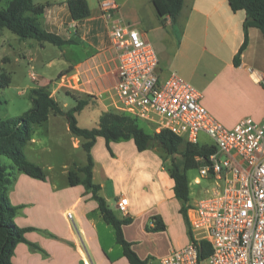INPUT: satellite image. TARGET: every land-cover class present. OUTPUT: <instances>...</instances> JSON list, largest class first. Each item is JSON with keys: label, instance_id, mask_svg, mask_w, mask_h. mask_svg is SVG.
Listing matches in <instances>:
<instances>
[{"label": "crops", "instance_id": "0c3cea01", "mask_svg": "<svg viewBox=\"0 0 264 264\" xmlns=\"http://www.w3.org/2000/svg\"><path fill=\"white\" fill-rule=\"evenodd\" d=\"M67 1L37 0L47 4L40 18L43 28L73 41L61 47H66L61 56L68 59L69 67L58 78L43 80L38 86L47 87L65 111L75 106L77 100L74 98L73 105L69 101L61 103L60 93L64 87H68L64 90L67 94L70 91L80 98H89L90 103L84 108H92L98 127L103 112L120 110L112 102L117 97L119 52L111 43L101 0H88L91 14L83 20L72 18ZM115 1L119 6L115 19L137 28L155 48L162 78L171 72L181 75L201 93L207 110L228 128H234L246 117L256 121L264 118V82L250 71L252 68L264 75V34L259 28L250 27L248 46L240 63H235L245 41L247 12L244 9L234 11L229 0H184L177 21L173 22L170 16L160 17L153 0ZM28 45L33 46V43L28 42ZM38 45L46 47V43ZM52 62L50 60L49 64ZM39 127H44L43 134L48 138L40 134ZM62 129L71 137L72 149H83L85 153L81 160L71 158L63 164L66 181L62 185L47 173L41 158L33 161L27 156L44 168L46 178L19 171L9 196L19 207L15 217L17 224L34 228L26 237L38 247L19 243L13 263L130 264L123 247L114 253L116 243L119 244L116 230V241L106 244L102 239L99 226L105 220L92 192L82 183H70V171L85 166L88 158L82 145L84 138L71 132L67 117L51 113L47 121L35 126L33 138L27 145L37 155L43 154L47 139L54 141ZM131 140L132 143L111 141L108 147L104 136L97 138L91 151L95 163L93 180L101 185L100 194L115 214L122 219H132L123 226V231L138 255L152 264H161L164 256L190 242V229L180 212L181 202L175 196L173 167L166 165L168 154L164 152L162 157L152 152L158 145L139 151L134 139ZM200 143L211 142H201L200 138ZM47 166L53 169L52 165ZM79 175L84 178L83 172ZM122 199L128 200L126 212L118 207ZM68 212L73 213L72 220L67 218ZM156 215L161 216L166 230L147 229L148 225L154 226L152 217ZM182 225L186 227L187 236L181 233ZM161 233L167 235L172 246L157 258L152 240Z\"/></svg>", "mask_w": 264, "mask_h": 264}, {"label": "built area", "instance_id": "2783aa9c", "mask_svg": "<svg viewBox=\"0 0 264 264\" xmlns=\"http://www.w3.org/2000/svg\"><path fill=\"white\" fill-rule=\"evenodd\" d=\"M111 43L119 52L115 90L120 109L189 142L207 134L216 146L200 173L212 179L208 195L189 216L190 242L164 256L161 264H264V118L242 119L234 128L221 124L202 104L201 93L177 72L162 78L153 45L132 25L115 19V0H101ZM264 82L261 72L250 68ZM126 212L128 200L118 202ZM67 218H74L72 212ZM211 254L200 257V242Z\"/></svg>", "mask_w": 264, "mask_h": 264}, {"label": "trees", "instance_id": "16d2710c", "mask_svg": "<svg viewBox=\"0 0 264 264\" xmlns=\"http://www.w3.org/2000/svg\"><path fill=\"white\" fill-rule=\"evenodd\" d=\"M4 1L5 6L2 5ZM229 2L234 11L244 9L247 12L244 22L245 41L235 57V63L239 64L241 55L248 46L250 27H257L264 34V0H229ZM153 3L160 17L170 16L172 21L176 22L182 11L184 0H153ZM67 4L74 20H83L91 14L88 0H68ZM46 9L47 4L38 3L37 0H0V26L10 29L22 40L36 39L41 44L52 43L60 47L73 43L72 40L43 28L40 18ZM11 82V75L6 70H1L0 86H9ZM68 93L77 100V104L65 111L47 87L36 86L30 91L33 105L29 110L22 115L0 120V155L7 156L13 161L11 167L0 162V264H14L13 256L17 245L21 242H26L34 248L38 247L26 237V233L34 228L21 227L15 220L19 207L12 203L9 193L17 179V172L10 169L46 178L44 168L29 160L24 148L32 140L35 126L47 121L51 113L65 115L71 132L85 140L82 145L87 152L88 162L77 171H70V183L72 185L82 183L88 191L92 192L104 220L115 228L117 242L122 245L124 255L130 264H152L149 260L142 259L132 247V243L124 236L123 226L129 224L132 219L119 218L100 194L101 185L93 180L95 163L91 152L92 147L99 136L106 138L108 147L111 141L120 142L133 138L139 151L160 145L168 155H173L180 150L181 144L186 139L170 130L152 133L142 125L143 120L125 111H105L100 117L98 127H81L76 113L88 105L90 99L80 98L70 91ZM215 150L216 146L213 143L201 144L187 141L185 155L191 159L195 157L209 159ZM189 161L190 159L183 168L173 164L172 176L175 180V196L181 202L180 211L190 229L188 209L192 206L189 204L191 201L190 180L187 174ZM79 172L84 173V178L80 177ZM152 221L155 224L147 226L149 231L166 230L167 226L161 216H153ZM210 254L209 242L201 241L200 257L207 258Z\"/></svg>", "mask_w": 264, "mask_h": 264}, {"label": "rangeland", "instance_id": "374dc122", "mask_svg": "<svg viewBox=\"0 0 264 264\" xmlns=\"http://www.w3.org/2000/svg\"><path fill=\"white\" fill-rule=\"evenodd\" d=\"M2 5H6L5 1L2 3ZM28 42L33 43V46L28 45ZM38 43L40 42H38L36 39L22 40L10 29L0 26V71L3 69L6 70L12 78V82L9 86H0V120L11 116L22 115L24 112L29 110L33 105L30 98L31 89L38 86V83L42 82L43 80L58 78L60 73L69 67L68 59L64 56H61L63 51L66 50V47L61 48L60 46L54 45L52 43H46V47L42 48L39 47ZM30 47L33 49H31V52H27L28 48ZM50 60H53L51 64H49ZM59 81H61V79H59ZM67 88L64 87V90H67ZM64 90L61 89L62 93H60L61 103L64 101H69L70 105L76 103L74 97L67 94ZM112 102H115L116 108L117 106L120 107L118 96L115 97ZM117 111L123 112L122 109ZM77 119L81 127L94 128L97 125V118L92 112L91 107L81 110L77 116ZM142 125L152 133L157 132L154 130V126L148 122L143 121ZM39 130L41 131L40 134L47 138L49 137L48 135L43 134L44 127H39ZM200 138L201 142H211V139H209V137H207L204 133L200 135ZM131 139H129V141H131L130 143L133 142ZM53 140L54 141L47 139L45 144L47 148L43 154L41 153L37 155L36 152L31 150L30 145L25 146L24 149L27 156L33 161H40L39 158H41L42 163L46 165L45 170L48 171L47 173L53 175L54 181L62 185L66 181L65 176L62 174V171L65 170L63 169V164L71 158H79V160H81V157L85 152L83 149L78 151L72 149L73 142L71 141V137L64 132V129L60 130V133H57V136L54 137ZM186 143L187 141L185 140L181 144L180 150L177 153L168 155L169 162H167L166 165L167 167H173V164H176L180 167H183L190 159L187 174L190 180L191 191V201L189 204L193 207V205L199 201V199L208 195V190L213 188L214 181L201 175L200 166L203 161L200 159V157H195L194 159H191V157H186ZM157 147L156 149H151L152 152L163 157L165 155L164 149L160 145L158 148ZM0 162L8 167L13 165V161L4 155H0ZM49 164L53 166L52 170L48 169L47 165ZM10 170L17 173L19 172L17 169ZM198 179L199 181H197ZM12 189L13 187L11 190ZM192 207L188 209V217L192 216L194 213V211L191 210ZM99 227L100 235L106 244L116 241L115 229L112 225H108L107 222L102 221ZM180 228L181 233L187 236V233L184 231V228L186 230V227L182 225ZM192 233L193 232L190 225L191 237ZM177 237L181 238L180 236ZM181 240H184V238ZM170 242L167 235H162V233L159 237H153V249L156 248L155 257H160V255L170 249L172 246V243ZM116 246L117 249L114 253L119 252L122 248V246L117 243Z\"/></svg>", "mask_w": 264, "mask_h": 264}]
</instances>
